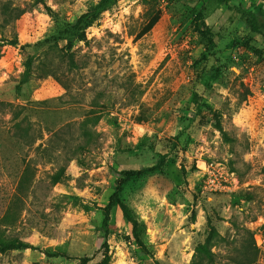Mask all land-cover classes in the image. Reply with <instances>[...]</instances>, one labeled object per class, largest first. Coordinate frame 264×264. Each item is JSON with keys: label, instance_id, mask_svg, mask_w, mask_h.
<instances>
[{"label": "rangeland", "instance_id": "1", "mask_svg": "<svg viewBox=\"0 0 264 264\" xmlns=\"http://www.w3.org/2000/svg\"><path fill=\"white\" fill-rule=\"evenodd\" d=\"M99 1L0 0V231L33 247L0 264H264V37L215 2L202 33V0H119L85 40L60 32ZM204 162L229 189H203ZM117 191L138 235L118 205L103 225Z\"/></svg>", "mask_w": 264, "mask_h": 264}, {"label": "trees", "instance_id": "2", "mask_svg": "<svg viewBox=\"0 0 264 264\" xmlns=\"http://www.w3.org/2000/svg\"><path fill=\"white\" fill-rule=\"evenodd\" d=\"M119 0H100L97 4L91 5L89 9L81 15L75 24H66L65 27L61 28L60 32H68L70 30L77 31L80 40H85L86 36L84 34V31L87 27L91 26L95 21L98 20L100 14L110 8L111 6L115 5ZM203 4L198 12L197 15V26L200 29L202 33H209L210 28L207 25L206 22V3L207 2H215L219 5H226L229 9L236 11V13L240 16L243 24L247 26L252 32L262 35L264 37V9H254V10H244L239 6H230V0H202ZM54 17L56 19L57 24H61V20L59 16L56 13H53ZM161 18L160 11H157L154 16L148 21V23L140 30V32L137 34V38H142L147 33H149L155 25L158 23V21ZM72 63H74V60H71ZM23 109V108H21ZM14 120H15V127L18 131L21 130V125L23 122V118H20L21 111L18 110L14 113ZM17 142H19L20 138L18 135L16 136ZM167 155H162L157 160V162L149 167H144L141 169L136 170H124L121 172V183L119 186L124 182H128L133 179H137L139 177L150 175L155 172L160 171L163 166L165 165ZM62 177L61 170L58 171L53 176V183L56 184L60 181ZM120 187L118 188V191L120 190ZM118 191L112 196V202L109 206L105 208L104 211V227L106 229L109 228V221H110V215L111 211L114 206L118 205L122 211V214L124 215V218L132 225L133 232L135 235H138L140 231H144V225L139 220V218L136 216V214L126 205L124 204L118 196ZM33 248L28 242L18 239V238H8L6 237L2 231H0V253H7L15 250H22V249H28ZM209 261H213L212 255L209 254L208 256ZM192 264H195L193 262Z\"/></svg>", "mask_w": 264, "mask_h": 264}, {"label": "built area", "instance_id": "3", "mask_svg": "<svg viewBox=\"0 0 264 264\" xmlns=\"http://www.w3.org/2000/svg\"><path fill=\"white\" fill-rule=\"evenodd\" d=\"M205 180L203 189L207 192H221L229 189L232 176L223 169H216L213 163H203ZM255 245L262 253L264 252V218L260 227L257 228Z\"/></svg>", "mask_w": 264, "mask_h": 264}]
</instances>
